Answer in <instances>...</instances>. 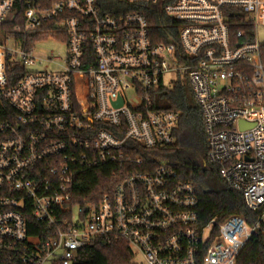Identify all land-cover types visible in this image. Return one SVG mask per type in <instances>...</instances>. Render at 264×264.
Here are the masks:
<instances>
[{
    "label": "built area",
    "instance_id": "2783aa9c",
    "mask_svg": "<svg viewBox=\"0 0 264 264\" xmlns=\"http://www.w3.org/2000/svg\"><path fill=\"white\" fill-rule=\"evenodd\" d=\"M149 8L174 22L166 40ZM259 25L264 0H0V264H74L80 249L113 239L147 264H240L264 223ZM50 34L65 42L63 60L34 54ZM167 74H176L171 87ZM179 79L200 106L208 161L260 211L257 221L233 214L202 224L197 187L161 159L73 204L81 173L144 163L130 142L175 145L181 113L155 102ZM79 82L89 88L83 100Z\"/></svg>",
    "mask_w": 264,
    "mask_h": 264
},
{
    "label": "trees",
    "instance_id": "16d2710c",
    "mask_svg": "<svg viewBox=\"0 0 264 264\" xmlns=\"http://www.w3.org/2000/svg\"><path fill=\"white\" fill-rule=\"evenodd\" d=\"M152 30L158 39L166 40L168 33L174 34L172 19L168 18L161 8L146 10ZM232 32H236L241 23L238 18L231 17ZM264 62V44L262 45ZM78 100L87 98L89 88L86 82L76 85ZM157 108L178 110L181 113L180 123L176 130V143L168 148L149 149L136 144L131 155L144 158L142 165L133 163L109 162L81 173L77 178V187L73 204L86 200L101 198L110 193L119 178L130 169L143 167L153 168L161 159L177 171L179 178L190 181L197 187L198 213L202 224L215 218L222 221L230 215L243 216L250 223H255L260 211L250 209L243 199V194L230 186L219 175L217 166L208 161V137L205 133L204 119L193 89L187 79H179L173 88H163L156 98ZM240 264H264V223L254 232L252 238L241 253ZM135 254L129 242L113 239L111 243L96 240L94 245L78 251L74 264H137Z\"/></svg>",
    "mask_w": 264,
    "mask_h": 264
},
{
    "label": "rangeland",
    "instance_id": "374dc122",
    "mask_svg": "<svg viewBox=\"0 0 264 264\" xmlns=\"http://www.w3.org/2000/svg\"><path fill=\"white\" fill-rule=\"evenodd\" d=\"M258 37L262 43H264V26L259 25L257 29ZM11 45H14L13 42H11ZM65 49L66 44L65 42L59 38L57 35H49L47 37H38V39L35 41L34 45V54L40 58H43L44 60L51 57L53 54L55 57L58 56L61 60L65 57ZM46 64V63H45ZM176 74H167L165 77V85L168 87H171L169 82L175 81ZM135 262L137 264H147V262L144 260L141 255L136 254L135 256Z\"/></svg>",
    "mask_w": 264,
    "mask_h": 264
},
{
    "label": "water",
    "instance_id": "95a60500",
    "mask_svg": "<svg viewBox=\"0 0 264 264\" xmlns=\"http://www.w3.org/2000/svg\"><path fill=\"white\" fill-rule=\"evenodd\" d=\"M121 100H119V103L121 104ZM241 124H242V128L244 129V127H247V126H249V125H251V123H246V122H241Z\"/></svg>",
    "mask_w": 264,
    "mask_h": 264
}]
</instances>
